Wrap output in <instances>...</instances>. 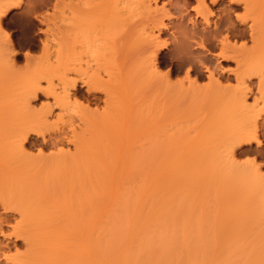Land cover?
Returning a JSON list of instances; mask_svg holds the SVG:
<instances>
[{"label":"bare ground","instance_id":"bare-ground-1","mask_svg":"<svg viewBox=\"0 0 264 264\" xmlns=\"http://www.w3.org/2000/svg\"><path fill=\"white\" fill-rule=\"evenodd\" d=\"M52 1L0 0V36L2 17L13 8H22L48 26L47 37L50 35L51 41H56L58 34L69 40L68 52L63 56L67 70L88 75L86 67L85 70L80 67L82 52L75 49L79 45L91 50L96 41L95 37L92 38L94 35L107 27L110 30L116 28L122 33V38L132 42L133 48L126 55H132L133 66L130 72L117 69L108 73V84L115 86L128 78L131 93L142 95L148 82H162L156 70V61L163 48L168 47L166 40L169 38L161 41L166 27L163 18L169 20L173 10H178L170 9L177 3L176 0L170 8L167 4L171 0L162 1L161 6L157 5V0H54L51 4ZM183 1L185 5L187 0ZM242 1L245 12L249 14L253 10V0ZM195 2L193 17L191 14L187 16L190 27L187 28L185 22L184 30H177L178 36H173L174 32L169 36L179 41L178 44H174V40L171 42L174 44L171 52L180 58V64L192 63L184 56L187 52L184 46L190 44V39L198 48L208 49L212 46V38L218 36L219 54L224 56L230 51L232 56L244 55L246 58L237 60L234 85H221L222 81L219 82L216 73L208 69L209 83L200 86L194 79H189L191 75L187 68V84L180 92L207 95L208 102L209 98L211 101L208 105L206 101L202 103L207 105L205 109L201 108L202 113H188L189 116L192 114L194 122L190 119L191 123L187 120V125L179 122L178 125L184 124V127L176 126L177 122H173L175 125L169 123V126L160 123L164 114H156L158 101H149L146 110L153 131L151 136L155 139H150L151 147L141 151L146 162L134 165L130 173L118 174L113 169H107L98 157L92 156V151L72 154L64 150L67 145H63L65 141L62 140L50 144L57 148L56 153L48 154V157L39 155L31 160L24 154L23 141L31 134L29 131L40 133L38 126L30 127L9 141H0V148L11 155L15 163L30 160L25 170L27 175L19 185L22 193L25 191V199L20 197V201H14L1 195L4 215L8 216V211L18 209L23 217L31 212V206L40 205V209L49 210L46 213L48 221L65 225L74 233L75 237L71 239L75 242H69L65 247L68 249L66 255H71L66 257L63 254L66 258L62 255L63 259L54 264H264V174L260 167L239 162L236 157V149L242 145L255 143L258 150L264 139V121H261L264 117V63L261 61L264 47L256 46L260 42L264 44V22L262 18L253 17L249 24L253 48H235L228 42L227 36H222V30H230L227 26L230 22L219 18L211 23L206 1ZM49 7L59 9L61 15L69 9L67 13L70 15H64L68 23L62 29L53 21L52 15L38 12ZM153 13L154 16L144 18L145 14ZM137 14L144 15L141 17L144 22H132ZM234 34H238L237 30ZM53 43L55 46L58 44ZM115 46L111 39L110 55L117 53ZM256 47L263 48L258 65L248 62ZM1 54L4 59L0 56V67L5 72V63L12 60L13 55L5 51ZM59 55L60 50L57 49L53 56L59 60ZM6 56L8 61H5ZM50 56L51 53H46L44 62L48 63ZM7 71L10 73V70ZM7 71L5 74H8ZM94 76L85 78L91 81ZM254 76L257 77L255 89L258 96L251 103L247 100V93L252 90ZM151 78L154 79L148 81ZM74 82L71 87H74ZM58 83L63 85L56 87L49 79L48 92L63 110H67L72 105L73 96L64 86V78H59ZM26 87V94H35L38 81ZM26 94L16 98V105L29 108ZM257 99L262 102V107L258 108ZM52 113L48 106L43 119L46 120ZM161 125H165L166 129ZM191 132L194 133L188 136ZM178 143H182L183 147ZM174 148L175 152H172ZM182 148L185 157L191 154L189 159L186 157L185 160L184 154L179 153ZM169 149L172 150L167 153ZM178 150L180 155L176 153ZM89 152L92 153L87 154ZM4 165L9 167L10 162ZM20 233L21 230H18L16 235Z\"/></svg>","mask_w":264,"mask_h":264},{"label":"rangeland","instance_id":"rangeland-1","mask_svg":"<svg viewBox=\"0 0 264 264\" xmlns=\"http://www.w3.org/2000/svg\"><path fill=\"white\" fill-rule=\"evenodd\" d=\"M162 1L165 0H157V5L161 6ZM174 1L171 0L172 4H167V7L170 8ZM182 1L176 0L175 2L177 3H174L173 8H170L172 10L178 8L177 11L179 12L174 10L172 12L171 10V18L169 20L166 17L163 18L167 28L164 27L165 30L163 29L161 41L166 40V38L169 39L166 40L168 47L163 48L162 54L157 58L158 62L156 61V70L162 82L157 83L154 80L149 83L148 81L154 78L149 79L147 88L142 93L143 96L131 93L128 78L123 79L122 82L115 84V86L108 84V73L115 72L117 69L130 72L133 66L132 55L129 53L126 55V52L133 48L132 42L122 38V33L116 31V28L110 30L111 28L107 27L97 35H94L92 38L95 37L96 41L93 43L91 50L79 45L75 49L77 52H82V66L80 67L84 68V70L86 67V74L89 76L95 75V79L87 81L88 75L67 70L63 56L68 52L69 40L62 38L61 34H58L59 38L56 41H51V36L47 37L49 32L45 23L40 22L33 14L25 13L22 8H13L1 19L0 53L5 51L11 56L13 55V61L11 59V61H8L6 56L5 61L8 62L5 64L10 73L5 70L8 74H5L6 71L3 72L0 67L2 70H0V89L2 88L0 92V141H9L14 137H18L30 127L38 126L40 133L29 131L31 134H29L27 140L23 141L24 154L31 160L37 159V157H40L39 155L48 157V154L56 153L58 151L57 148L51 147V145L62 140L63 142L65 141L63 145L68 146V148L64 146V150L72 154L77 151H92L93 153L89 152L87 154L92 153V156L98 157L99 160L104 162L107 169H113L118 174L130 173L135 167L134 165L143 163V161L146 162L145 155H142L141 151L151 147V141L155 139L151 136L153 131L146 110L149 101L151 99L158 101L159 105L156 108V114L157 116L160 113L164 114L162 120L165 122L161 120L160 123H165L166 126L173 122H177L176 126H180L181 124L178 125L179 122H184L185 124L186 122L188 123L189 119L194 122L192 114L202 113L203 109L201 108L205 109L211 99L209 98L210 101L208 102V98L205 97L207 95L180 92L183 91L182 88L187 84V68H189L191 75L189 79H194L200 86H206L205 84L209 83L208 69L216 73V76L220 79H218L219 82L222 81L221 85H234L236 82L234 76L237 71V60L246 58L244 55L241 57L232 56L233 53L230 51L226 52L224 56L219 54L220 42L218 36L212 38V46H209L208 49L198 48L195 41L192 42V39L189 40V46L184 43L185 49L187 48L184 56L192 60V63L180 64V58L171 52L172 49L174 50V44H178L179 41L169 36L173 32V36H178L177 34L180 30L182 28L184 30L186 26H184L185 22L188 28L190 20L187 22V19L190 17L189 14L193 17V6L196 5L195 0H187L185 5L183 4L184 1ZM205 1L210 10L209 19L211 23L219 18L230 22V24L226 23L230 30H222V36H227L231 46L234 45L235 48L244 47L246 50L253 48L254 41L253 36L250 35L249 24L253 17L262 18L264 22V0H253L255 4L250 2L253 3V10L249 14L245 12L242 0ZM53 2L54 0L51 4ZM152 5L154 6L155 4L153 3ZM51 8H42L38 12L52 15L54 17L53 21L62 29L68 23V18H65L64 15L69 9L68 11L64 10L65 13L62 15L65 19L63 20L60 10H52ZM181 9L183 11H180ZM154 15L155 13L145 14V17L137 14L132 18V22H141L144 18L147 19L149 16ZM188 15L189 17H187ZM142 16H144L143 20L141 19ZM170 20H174V23L178 20L175 23L176 26ZM235 30H237L238 34H234ZM111 39L116 43L114 51L117 50V53L114 56L108 53ZM173 40L174 44L172 45ZM53 42L58 44L55 46ZM261 43L256 46L263 45L264 47V44ZM57 49L60 50L59 60H56V57L53 56ZM260 49L256 47V52L249 56L248 62L257 63L258 65L262 59L261 61L264 63V57L260 59L263 48ZM46 53H51L48 63L43 60L45 59L46 61V58H43ZM0 56L4 59L2 54ZM110 56L111 60L109 59ZM114 57L115 60H113ZM59 78H64V86L69 88L73 96L72 105L67 110H63L60 103H56L48 92L49 79L56 87L63 85L58 83ZM33 81L34 83L38 81L36 93L26 94V86ZM252 81V90L247 93V100L251 103L254 97L258 96L255 89L257 77L254 76ZM72 82H74V87H71ZM108 91L110 93L106 94ZM145 92L148 94H144ZM21 94H26L29 108L23 107L22 104L16 105V98ZM257 100H259L258 108L262 107L260 99ZM205 101L207 102L206 106L203 105ZM48 106L53 115L47 116V119L44 120L42 115ZM188 113H192V117L189 116L190 114L187 115ZM115 116L117 119L114 118ZM262 119L261 121H264ZM190 121L189 123H191ZM175 123L172 125H175ZM184 124L181 127H184ZM165 125L164 127L161 125V127L166 129ZM72 129H74L73 132ZM158 130L161 129L159 128ZM193 133L191 132L188 136ZM49 134H51V137H49ZM152 143L154 144V142ZM178 144L181 145L182 143ZM182 145L180 147H183ZM255 146V143H252L251 146L242 145L236 149L238 152H236V157L239 162H248L260 167L261 173L264 174V139L258 150H256ZM171 150L169 149L166 152L169 153ZM182 150L184 151L182 148L181 152L178 150L176 153L184 154L185 160H187L186 157L189 159L191 154L186 152L187 155L185 157V151L183 152ZM172 152H175V148ZM8 162H10L9 167L4 165ZM28 162H30L29 159L15 163L11 155L0 148V196H5L14 201H20V197L22 200L25 199L23 197L25 191L22 193L19 185L21 184L20 181L27 175L25 170ZM40 207V205L31 206V212L23 215V217H21L18 209L12 210L13 212L8 211L6 214L8 216H5V211H3L0 203V264H54L60 258L63 259L71 255H66L68 249L65 247H68L71 242H75V240H72L75 237L73 231L67 229L65 225H57L55 222L53 224V222L48 221L46 213L49 210L40 209ZM17 227L20 229H17ZM18 230H21L22 233L16 235Z\"/></svg>","mask_w":264,"mask_h":264}]
</instances>
